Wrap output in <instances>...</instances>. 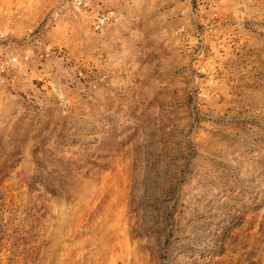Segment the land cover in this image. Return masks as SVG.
Here are the masks:
<instances>
[{
	"label": "rangeland",
	"instance_id": "374dc122",
	"mask_svg": "<svg viewBox=\"0 0 264 264\" xmlns=\"http://www.w3.org/2000/svg\"><path fill=\"white\" fill-rule=\"evenodd\" d=\"M0 264H264V0H0Z\"/></svg>",
	"mask_w": 264,
	"mask_h": 264
},
{
	"label": "built area",
	"instance_id": "2783aa9c",
	"mask_svg": "<svg viewBox=\"0 0 264 264\" xmlns=\"http://www.w3.org/2000/svg\"><path fill=\"white\" fill-rule=\"evenodd\" d=\"M17 63V57H6L0 55V76L6 74Z\"/></svg>",
	"mask_w": 264,
	"mask_h": 264
}]
</instances>
